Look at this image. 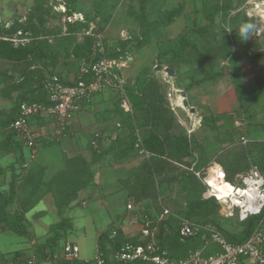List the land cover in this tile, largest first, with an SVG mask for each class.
<instances>
[{"label": "rangeland", "instance_id": "obj_1", "mask_svg": "<svg viewBox=\"0 0 264 264\" xmlns=\"http://www.w3.org/2000/svg\"><path fill=\"white\" fill-rule=\"evenodd\" d=\"M65 1L0 0V40L9 42L14 49H23L25 52L22 62H14L0 55V88L4 90L6 98L10 96L13 103L11 109L3 110L1 113V122L6 123L12 119L19 98L22 101L38 98L42 78L54 74L53 69L58 62L56 57L61 56L62 48L67 45L66 41L62 46L58 44V35L65 34L64 25L59 27L64 23L65 16L60 12L59 6H63L62 2ZM92 1L79 0L78 4L82 8H88ZM118 1L117 9L134 11L135 14L138 12L137 0ZM57 2L59 5L56 4ZM145 10L149 18L146 47L154 53L147 52L139 58L136 56V59L132 60L125 69H134L139 61L144 62L139 72L145 71L147 77L153 78L161 85L164 103L175 120L174 135L186 136L190 142L191 155L183 159L181 164L183 168L173 165L170 174H175L179 170L188 172L186 169L194 158L198 159L199 170L216 165L213 167L220 168L224 173H230L234 168V162L238 159L240 164L237 166L240 171L237 175L242 174L251 163L264 169V2L262 0H149ZM175 11L179 12V15L171 17L170 14L175 15ZM37 15L41 16L43 21H39L41 24L35 21ZM79 15L86 19L84 15ZM242 21L255 23L258 28V31L247 41H241L236 31ZM13 23H22L24 28H27V32L12 27ZM39 25L41 29L48 27L46 31H50L51 34L48 35L50 42L48 40L43 42L51 46L52 51H45L44 48L42 53L41 50L36 49L37 45L28 32L36 31ZM229 27L233 29L230 33L227 32ZM84 32L86 31L77 32L75 37L78 41L82 42ZM91 60L90 56L87 61L91 62ZM241 62L248 65L244 73L233 68L234 63L238 65ZM166 67L175 71L173 78L164 73ZM125 69L122 71L124 72ZM207 84L220 88H216L214 94L210 95V87H206ZM229 89L235 92L234 106L215 112V101H219V97ZM182 91L185 92L187 107L183 106ZM114 105L113 112L124 128L121 124L124 110L122 111L119 101H115ZM123 130L122 136H125L127 130L125 128ZM138 141L137 136L134 144L137 145ZM143 153L140 151L141 155ZM78 161V157L66 159V168L59 173L63 194H74L83 185L92 183V177H89L87 169L89 163L82 164ZM159 189L160 195L162 193L164 197L157 198L155 203L147 202L139 208L140 210H147L151 216H155L165 208L183 216L186 212L190 214L201 212L194 207L187 211L188 204L192 202L196 204L199 200V203L202 201L205 204L204 210L208 214L207 216L197 214L187 218L191 222L202 223L213 220L230 238H242L247 230L246 226L238 223L235 217L230 219L224 217L226 211L221 203L214 206L206 204L204 200H208L203 197L205 190L198 199V194L193 195L190 190H183L175 183L162 184ZM69 205L70 202L62 204L60 209ZM90 205L91 202H87V206ZM130 205L134 208V205ZM132 212L129 211L130 217L124 218L120 224L121 239L135 236L142 238L137 236L140 223L137 214L132 215ZM46 215L42 219L44 224L61 220L67 214L62 210L57 214L49 211ZM83 226V231L74 228L67 233L64 230L50 229L43 236L27 234L25 237H29L30 245H37L34 252L36 259L42 258L44 250L49 245L64 243L63 241L69 238V234L80 248V252L92 259L95 252L94 234L101 228L97 223L87 224L86 220L83 221ZM41 230L38 228L37 232ZM178 246L179 249L176 250L165 246L166 253L175 261L181 260L188 251L200 247L193 244L190 248L180 241ZM215 250L216 247L213 245L208 249V251Z\"/></svg>", "mask_w": 264, "mask_h": 264}, {"label": "crops", "instance_id": "obj_2", "mask_svg": "<svg viewBox=\"0 0 264 264\" xmlns=\"http://www.w3.org/2000/svg\"><path fill=\"white\" fill-rule=\"evenodd\" d=\"M91 8L92 4L88 8L80 7L75 13L85 16ZM122 30H125L130 36L132 33H137L138 26L131 19H128L123 9H117L112 14L111 21L105 26L103 38L110 45H114ZM91 50L93 49H90V54L86 53L85 56L77 59L64 60L62 56L56 57L58 62L53 69L54 74L65 82L75 81L81 62L85 61L84 59L88 55H91ZM147 52L154 53L147 47L132 51L133 61L136 56L139 58ZM234 64L235 67L233 68L239 69L240 73H244L248 69L245 62L238 65ZM143 65L144 62L139 61L136 68L125 69L124 72H121L126 84L131 83ZM206 87H210V95L214 94L216 88H220V86L210 84H207ZM233 95L235 92L231 89L227 93H223L219 97V101H215V112L232 108L234 106ZM118 97L116 93L109 91L93 97L84 106V109L73 118L67 131L61 136L58 134L53 118L49 116L34 118L32 126L38 133V147L34 155L12 133L10 126L0 130V147H2V149L0 148V194L3 199L9 201L6 207L8 214L14 215L23 212V226L26 228L27 234L38 237L46 235L52 226L61 220L69 221L70 227L66 231L67 233L74 228L77 231H83V221L86 220L87 224L92 223L94 225L97 223L101 228L95 231L93 238L96 252L99 247L98 238L100 234L120 228L122 220L130 217L127 205L134 204L129 200L128 189L123 184L125 179L139 167L141 157L135 156L122 162H116L112 154H104L112 143L124 137L122 136L124 130L113 112L114 103ZM12 104V100L5 98L0 92V112L11 109ZM95 147L98 149L95 150ZM94 150L98 154H96L97 158L93 155ZM74 157L83 158L89 163L92 183L75 194L69 195L71 205L60 209L56 205L58 195L54 192V185L51 182L60 172L65 170V160ZM195 159L197 160V158ZM207 169L200 171L203 172ZM214 174H218V172L214 171ZM162 197L164 195L161 193L160 199ZM87 202H91L89 207ZM146 202L148 201L138 203L134 207L139 209ZM74 206L78 207L74 208ZM62 210L63 213L67 214L64 215V218L44 224L42 219L47 216L49 211H54L57 214L58 211ZM133 211L132 215H136L137 212ZM138 227L137 235H139L140 225ZM38 228L42 229L39 233L37 232ZM70 236L71 234L65 241L75 243V240ZM28 238L14 230L0 229V264H12L22 258L34 256L37 245H30ZM79 257L82 260L91 259V257L83 255L80 248Z\"/></svg>", "mask_w": 264, "mask_h": 264}, {"label": "trees", "instance_id": "obj_3", "mask_svg": "<svg viewBox=\"0 0 264 264\" xmlns=\"http://www.w3.org/2000/svg\"><path fill=\"white\" fill-rule=\"evenodd\" d=\"M148 1L149 0H137L136 3L139 5V8L136 14L134 13V11H132L133 12L132 13L124 10L128 19H131L138 26L137 33H132L129 36L128 40H122L119 36L118 41L114 45H110L108 42H106L105 38H103L102 43L104 46V52L96 53L94 51V40L92 36L84 35L82 42L81 41L79 42L75 36L78 31L81 30L88 31L91 23L94 24V27L96 28L95 30H93V33L95 32L101 33L102 36H104L105 26L111 21L112 14L117 9L119 1L94 0L92 3V8L88 10L89 11L88 13L85 14L86 19L83 17L84 22H75L73 24L63 23L62 26H59V27H63L64 25L65 34L62 35L63 37L58 35L59 37L58 44L62 46L64 41H66L67 44L64 49L62 48L61 56L64 57L65 60L77 59L79 57L85 56L86 53L90 54V49H93L91 50V55H88L87 58L84 59L85 61L82 62L89 63L87 59L90 56L92 57L91 62H94L100 58L120 60V59H125L128 55L132 56V51L134 50L138 51L146 47L148 44L147 36L149 30V18L145 10ZM62 3L66 7V12H65L66 15L76 14L75 12L80 9L78 0H66L65 2ZM56 4L59 5L58 2ZM59 15L61 14L59 13ZM170 15L171 17H175L179 15V12L175 11V15L174 13ZM40 20L42 21L41 16L37 15L35 21L40 23L39 22ZM13 26L16 27V29L19 31L20 29H23L26 30L27 32V28H24V25H22V23L21 24L13 23L12 27ZM34 28L36 29V26H34ZM47 28L44 27L43 29H41V26L39 25V28H37L36 31L28 32L30 35H32L34 42L37 45L36 49L37 50L39 49V51L41 50L42 53L44 48L45 51L47 50L52 51V47L47 46L48 44H46V42H43V40H48V42H50L48 35L51 33L48 30L46 31ZM0 55L8 60L12 59L14 62H22L24 61L25 52L23 49L16 50L11 46L9 42H3V40H0ZM50 76H57L58 78H60L56 74L45 76L44 78H42L40 82V93L38 98L27 99L23 101L20 100L19 98L17 104L15 105L12 119L6 123L1 122L0 120V130L6 129L7 127L10 126L11 122L15 118L16 110L20 103L36 102L39 104H43L45 106L48 105L47 96L45 91L43 90V84L46 78ZM123 88L126 99L128 100L131 107V112L125 113L122 109L123 113H122L121 124L125 128V130H127V134L124 137L119 138L114 143H112L110 147L106 150V153L104 154L105 155L112 154V157L116 162L117 161L122 162L135 156L141 157V162L139 167L136 170H134L127 179H125L123 184L124 187L128 189L129 200L134 205H137L138 203H143L145 201L148 202L151 201L155 203L157 198L160 197L159 187L162 184L171 185L173 183L181 186L183 190H190L193 193V195L198 194V199H199L202 191L205 190L206 188L202 183V181L195 176V172H202L198 169V165H199L198 159L196 160L194 158L191 161L189 167L186 169L188 172L181 170L175 172V174H170L169 172L170 169L173 168V165L183 168V166L181 165L183 159L191 155V145L186 136L174 135L173 129H174L175 120L164 103L161 85L158 82H156L153 78L147 77L146 72L142 71L139 72L135 78H133L131 83L125 84ZM0 92L6 98L5 92L2 88H0ZM19 95L20 92L18 96ZM7 98H10V96H8ZM120 99H121L120 97H118L117 99V101H119V104L121 103ZM2 112H0V117L2 115L1 114ZM12 133L16 136V134L13 131ZM137 136L139 137V141L138 144L135 145L134 142ZM0 148L2 149V147ZM96 149H98V147L97 148L95 147V150ZM95 150L93 155L95 158H97L98 154L96 153ZM140 151L144 152L143 155H141L142 153L140 154ZM99 156L103 157L102 155ZM78 158H79L78 161L79 163L82 164L86 163V161L83 158L80 157ZM239 161L240 159L234 162V168H232L230 173L229 172L225 173V181H223L224 183L226 182L234 183V184L237 183L236 175L240 171V169L237 166L238 164H240ZM252 165L254 164L251 163L244 172H246ZM258 168L260 169L261 172L264 173V169L260 167ZM87 169L90 174L89 177L91 178L92 174L90 173L91 172L90 165H87ZM51 183L54 185L53 186L54 192L56 193V195H58L56 205L60 208L62 204L69 203L68 197L71 194L66 195L61 193L59 174L52 180ZM86 186L87 184L83 185L82 188ZM206 200H208V201L204 200L206 204H211L212 206L218 204V202L215 201L213 198ZM201 202L199 203L198 200L196 204L195 202H192L187 206V211L191 210L194 207L195 209H197V211H201V212H194L192 214H190V212H186L183 216H180L178 214L169 211L171 215H169L162 222H158V218L159 215L162 213V210H160L159 214L155 216H151V213L148 212L147 210H140L135 207L134 208L136 209V212L138 214L139 222H140V218H139L140 215L141 216L147 215L148 218L152 221L154 227L157 228L155 234L156 245L162 250H165V246L166 248L173 247V249L176 250L179 249L178 241L182 242V244H186L190 248L193 244H197L200 245V247H202L204 242L201 239V237H197L189 240H182L178 237L177 219L174 217V216H180L187 219L197 214L207 216L208 212L204 210L205 204ZM8 203L9 201L3 199L0 194V229L14 230L18 234H21L22 236H26L27 231L26 228L23 226V220H24L23 212L14 215L8 214L6 212V207L8 206ZM233 217H235L238 223L246 226L247 230L242 238H230L222 230L220 225L217 222H214L213 220L202 222L199 224L214 225L222 233V235L226 238V240L230 243H241L245 241L256 228L259 227L264 228V210H262V212L259 215L255 217H251L245 222H239L236 214L232 217H225V218L230 219ZM69 227H70L69 221L61 220L51 229H56L57 231L64 230L66 232L69 229ZM112 232L115 233V238L113 241L110 240L109 238ZM146 241L147 239L145 238L140 239V237L138 238L136 236L129 239H121V231L118 228L115 230H108L101 233L98 238V246L102 248L103 252L106 255H108L110 251H112L117 246L125 242L135 243V242H146ZM48 247H52L56 249L58 247V243L51 244ZM45 250L43 256H41L42 258H40L39 260L44 261L45 259H47L48 256L46 255ZM187 253L185 254V256L187 255ZM28 258L30 257L22 258L21 260L13 262L12 264H26L25 260ZM170 258L172 259L171 256Z\"/></svg>", "mask_w": 264, "mask_h": 264}, {"label": "built area", "instance_id": "obj_4", "mask_svg": "<svg viewBox=\"0 0 264 264\" xmlns=\"http://www.w3.org/2000/svg\"><path fill=\"white\" fill-rule=\"evenodd\" d=\"M264 2V0H262ZM262 6V5H261ZM65 24L84 22L79 14L66 15L65 5H60ZM96 28L90 24L85 36H92L94 51L103 53V36L101 33H93ZM122 40H128L125 30L119 34ZM133 60L131 55L125 59L113 60L100 58L94 62H82L77 71V79L73 82H65L57 76L47 77L43 84L48 105L36 102H22L18 105L15 118L10 124L11 130L16 134L23 145L34 155L38 147V133L32 126V120L36 117L49 116L53 118L58 134L64 135L73 118L80 113L84 106L93 97L104 92L116 93L121 98L120 106L125 112H131V107L124 94L125 79L121 71L128 67ZM218 172V174H214ZM205 186L203 197L214 199L225 207L224 217H232L236 214L239 222H245L251 217L259 215L264 210V173L252 165L250 168L236 177L237 183H228L231 192L226 196H219L208 179L225 181V174L220 168L213 166L204 172H195ZM128 211L134 209L127 205ZM134 212V211H133ZM170 214L163 208L158 222L164 221ZM177 219V233L182 240L201 237L203 245L192 250L179 261L170 258L165 250L156 245V229L147 215H140L139 235L146 242H125L106 255L101 247H98L90 260H82L79 257V247L73 242L63 241L58 247H48L45 250L47 259L39 260L35 256L26 259V264H264V228H256L249 237L241 243H230L222 233L211 224H199L190 220L174 216ZM138 218V214H137ZM110 240H114L112 232ZM213 245L215 251H207Z\"/></svg>", "mask_w": 264, "mask_h": 264}, {"label": "clouds", "instance_id": "obj_5", "mask_svg": "<svg viewBox=\"0 0 264 264\" xmlns=\"http://www.w3.org/2000/svg\"><path fill=\"white\" fill-rule=\"evenodd\" d=\"M233 29L229 27L227 32H231ZM236 31L241 41L249 40L257 31V25L252 22L242 21L238 24Z\"/></svg>", "mask_w": 264, "mask_h": 264}, {"label": "bare ground", "instance_id": "obj_6", "mask_svg": "<svg viewBox=\"0 0 264 264\" xmlns=\"http://www.w3.org/2000/svg\"><path fill=\"white\" fill-rule=\"evenodd\" d=\"M258 13V12H257ZM263 15V14H262ZM261 15V16H262ZM264 18V16H263ZM260 19V18H259ZM258 20V19H257ZM183 101V100H182ZM213 177H211L210 180L212 182L213 188L218 192L219 196H226L228 193L231 192V188L230 186H228L227 183H224L223 181H221V178H219L217 181L212 179Z\"/></svg>", "mask_w": 264, "mask_h": 264}, {"label": "water", "instance_id": "obj_7", "mask_svg": "<svg viewBox=\"0 0 264 264\" xmlns=\"http://www.w3.org/2000/svg\"><path fill=\"white\" fill-rule=\"evenodd\" d=\"M157 69L159 70V68H157ZM163 71H164V73L167 74L168 77H170V78H173L174 77L175 71L172 68L166 67V68H164ZM181 97L184 98V100H183V106L184 107H187L188 106V103L185 100V92H183V91L181 92Z\"/></svg>", "mask_w": 264, "mask_h": 264}]
</instances>
